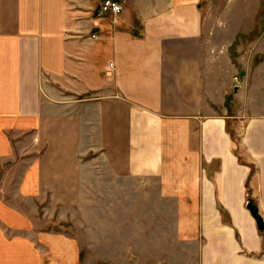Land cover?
Instances as JSON below:
<instances>
[{"label": "crops", "instance_id": "0c3cea01", "mask_svg": "<svg viewBox=\"0 0 264 264\" xmlns=\"http://www.w3.org/2000/svg\"><path fill=\"white\" fill-rule=\"evenodd\" d=\"M103 1L0 0V264H81L77 240L44 222L78 207L103 165L186 201L189 264H264L247 209L264 219V116L228 113L202 0H120L115 19Z\"/></svg>", "mask_w": 264, "mask_h": 264}, {"label": "rangeland", "instance_id": "374dc122", "mask_svg": "<svg viewBox=\"0 0 264 264\" xmlns=\"http://www.w3.org/2000/svg\"><path fill=\"white\" fill-rule=\"evenodd\" d=\"M202 8L213 57L224 68L215 81L231 85L228 113L264 116V0H202ZM233 121L228 120V130L236 139L240 130ZM85 181L80 205L58 213L62 221L45 219L43 228L74 237L81 264H189L192 254L177 226L186 201L164 199L158 179H117L104 165ZM7 202L31 210L14 198ZM39 209L43 220L46 202Z\"/></svg>", "mask_w": 264, "mask_h": 264}, {"label": "built area", "instance_id": "2783aa9c", "mask_svg": "<svg viewBox=\"0 0 264 264\" xmlns=\"http://www.w3.org/2000/svg\"><path fill=\"white\" fill-rule=\"evenodd\" d=\"M123 11V6L120 0H104L101 4V13L109 15L113 19L119 16Z\"/></svg>", "mask_w": 264, "mask_h": 264}, {"label": "water", "instance_id": "95a60500", "mask_svg": "<svg viewBox=\"0 0 264 264\" xmlns=\"http://www.w3.org/2000/svg\"><path fill=\"white\" fill-rule=\"evenodd\" d=\"M235 83H236V85L234 88V93L236 94L238 92L239 85H238L237 81ZM247 209L250 211L252 217L255 219L257 228L260 231H263L264 230V219L260 215L258 207L252 201H249L248 205H247Z\"/></svg>", "mask_w": 264, "mask_h": 264}]
</instances>
